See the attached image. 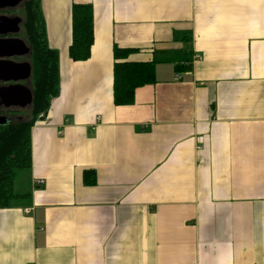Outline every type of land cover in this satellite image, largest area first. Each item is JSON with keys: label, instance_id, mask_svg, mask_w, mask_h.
<instances>
[{"label": "crops", "instance_id": "0c3cea01", "mask_svg": "<svg viewBox=\"0 0 264 264\" xmlns=\"http://www.w3.org/2000/svg\"><path fill=\"white\" fill-rule=\"evenodd\" d=\"M76 3L94 10L84 61ZM41 8L60 91L31 128L28 196L0 207V264H264V0ZM115 47L156 63L130 104Z\"/></svg>", "mask_w": 264, "mask_h": 264}, {"label": "trees", "instance_id": "16d2710c", "mask_svg": "<svg viewBox=\"0 0 264 264\" xmlns=\"http://www.w3.org/2000/svg\"><path fill=\"white\" fill-rule=\"evenodd\" d=\"M25 10L27 33L33 49L32 111L29 119L13 121L0 128V207L18 204L20 198L28 196L15 190V182L19 174L29 173L32 167L31 128L40 114L45 116L60 91L59 54L49 46L41 0H26ZM93 44V6L76 3L72 7L71 59H89ZM131 51L114 48L113 94L118 105L132 103L137 87L156 82L155 61H117L126 58Z\"/></svg>", "mask_w": 264, "mask_h": 264}, {"label": "flooded vegetation", "instance_id": "af4514ba", "mask_svg": "<svg viewBox=\"0 0 264 264\" xmlns=\"http://www.w3.org/2000/svg\"><path fill=\"white\" fill-rule=\"evenodd\" d=\"M26 0H0V65L6 64H29L32 69V45L27 39L25 27V10ZM14 4V5H13ZM21 9L24 13H21ZM19 22V23H18ZM11 40H22L24 41L25 48H28V52L23 55L14 53L23 50L22 48H17L16 46L6 47V43H11ZM13 52L11 55H5ZM22 73H16L14 77H19ZM7 74L0 72V90L24 85L29 89H33V76L30 75L27 79H6ZM21 78V77H20ZM2 101L3 98L0 97ZM32 105V104H31ZM31 105L25 107H20L19 105H12L6 107L4 103L0 104V117H7L10 121H21L29 119V116H24L20 114V111H25L31 108ZM4 124H0L3 126Z\"/></svg>", "mask_w": 264, "mask_h": 264}, {"label": "water", "instance_id": "95a60500", "mask_svg": "<svg viewBox=\"0 0 264 264\" xmlns=\"http://www.w3.org/2000/svg\"><path fill=\"white\" fill-rule=\"evenodd\" d=\"M6 1V0H3ZM14 5V4H13ZM11 43H6V47L8 46H16L17 48H22L23 50L19 52H14L18 54H24L28 52V48H25L24 42L22 40H11ZM26 47V46H25ZM13 52L5 54V55H11ZM0 72H3L7 74L6 79H10L14 77V75L17 73L20 74L19 77H29L31 73V66L29 64H6V65H0ZM19 77H14L15 79H18ZM0 97L3 98V100H0V104L4 103L6 107L12 106V105H19L20 107H25L27 105H31L33 103V93L31 89L24 85L14 86L10 88H6L3 90H0ZM12 121H10L7 117H0V124H9Z\"/></svg>", "mask_w": 264, "mask_h": 264}, {"label": "rangeland", "instance_id": "374dc122", "mask_svg": "<svg viewBox=\"0 0 264 264\" xmlns=\"http://www.w3.org/2000/svg\"><path fill=\"white\" fill-rule=\"evenodd\" d=\"M24 13V10L21 9V13ZM32 107V105L30 106ZM31 108L29 109H26L25 111H20V114L21 115H24V116H29V118L31 117ZM28 174L27 172H24V173H21L18 175V177L16 178V182H15V190L20 193V194H26L29 190V177H28ZM25 197L23 198H20V201L24 200Z\"/></svg>", "mask_w": 264, "mask_h": 264}, {"label": "built area", "instance_id": "2783aa9c", "mask_svg": "<svg viewBox=\"0 0 264 264\" xmlns=\"http://www.w3.org/2000/svg\"><path fill=\"white\" fill-rule=\"evenodd\" d=\"M41 116H43V114Z\"/></svg>", "mask_w": 264, "mask_h": 264}]
</instances>
